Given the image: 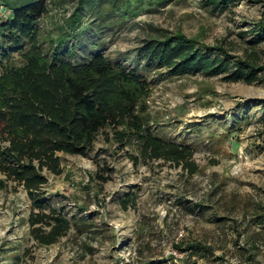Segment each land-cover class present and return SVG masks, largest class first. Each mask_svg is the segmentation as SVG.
I'll return each mask as SVG.
<instances>
[{
  "label": "rangeland",
  "instance_id": "obj_1",
  "mask_svg": "<svg viewBox=\"0 0 264 264\" xmlns=\"http://www.w3.org/2000/svg\"><path fill=\"white\" fill-rule=\"evenodd\" d=\"M49 2L40 26L55 38L79 0ZM204 2L128 0L127 9L114 14L115 25L91 39L105 45L101 53L113 63L145 76L150 129L191 146L198 173L158 163L135 166L127 155L135 153V142L121 151L102 136L87 158L59 154L63 174L46 173V194L68 217H86V225L56 245L37 246L28 234L26 194L4 190L0 264H264V83L171 78L145 70L138 58L144 39L183 35L264 68V42L254 43L252 31L264 26V0H240L223 13ZM92 20L87 16L84 27ZM91 50L79 48L66 59L79 63ZM97 173L111 179L101 183ZM129 194L134 201L125 210Z\"/></svg>",
  "mask_w": 264,
  "mask_h": 264
},
{
  "label": "trees",
  "instance_id": "obj_2",
  "mask_svg": "<svg viewBox=\"0 0 264 264\" xmlns=\"http://www.w3.org/2000/svg\"><path fill=\"white\" fill-rule=\"evenodd\" d=\"M239 1L204 3L223 13ZM0 5L8 15L0 18V193L11 189L26 194L28 234L37 246L56 245L87 223L86 217H68L46 194V173L63 174L59 154L87 158L102 136L121 151L135 142V153L127 152L135 166L158 163L190 176L198 173L191 146L150 129L145 98L151 84L145 76L113 63L101 53L105 45L91 40L101 39L115 25L114 14L124 12L128 0H79L55 38L40 26L51 11L49 0H0ZM87 16L94 20L84 27ZM253 29L254 43L264 42V26ZM89 45L94 50L85 60L66 59ZM137 53L145 70L165 71L171 78L202 75L229 83H264L263 67L183 35L148 37ZM96 177L101 183L111 179ZM133 201V194L127 195L123 208Z\"/></svg>",
  "mask_w": 264,
  "mask_h": 264
}]
</instances>
